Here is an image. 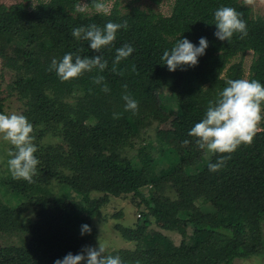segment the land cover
<instances>
[{
	"label": "trees",
	"instance_id": "trees-1",
	"mask_svg": "<svg viewBox=\"0 0 264 264\" xmlns=\"http://www.w3.org/2000/svg\"><path fill=\"white\" fill-rule=\"evenodd\" d=\"M118 1L126 0H116L109 13L91 14L79 11L81 0H49L32 8L24 3L0 5L1 70L13 73L5 98L0 89V112L6 98L23 104L22 115L33 125L34 155L39 160L31 183L6 177L2 184V190L21 202L0 205V233L21 230L17 217L28 206L35 218L23 227L22 245L0 246V264H53L68 253H82L94 237L91 220L109 197L132 195L146 208L157 206L159 199L139 190L136 179L143 176L139 162L127 159L124 151L148 123L167 114H174L182 141L190 143L169 150L164 157L171 163L169 168L157 178H145L154 189L163 186L174 191L173 198L160 197L164 209L176 217L165 227L180 232L183 241L175 247L164 236L158 238L159 244L145 240L148 222L146 215L140 216L136 230L117 228L125 240L138 243L135 253L119 254L123 264H233L260 256L264 253V120L251 144L238 147L217 172H210L208 164L228 154L213 152L206 161L205 149L188 133L227 81L243 78L241 64L228 67L234 58L251 52L247 79L264 84V19L252 17L244 0H174L167 17L151 8L141 10L135 4L139 0H128L127 11L122 12ZM147 1L155 6L162 2ZM88 6L95 9L96 1L89 0ZM224 6L240 13L247 26L245 37L236 33L228 41L216 39L213 14ZM109 21L126 26L99 52L72 36L76 27L103 28ZM200 37L207 38L208 47L197 65L169 72L163 52L177 39L196 44ZM125 44L134 52L114 67L116 49ZM9 47L14 48L12 56ZM69 52L101 55L107 61L99 73L103 82H94L95 70L67 81L49 70L53 58L60 60ZM74 95H79L75 105L69 102ZM124 95L137 101L135 114L125 109ZM99 117H103L100 123ZM44 139L49 142L42 143ZM40 171L45 178L39 177ZM50 181L56 182L62 195L56 188L49 191L45 185ZM84 224L90 232L81 235Z\"/></svg>",
	"mask_w": 264,
	"mask_h": 264
},
{
	"label": "clouds",
	"instance_id": "clouds-1",
	"mask_svg": "<svg viewBox=\"0 0 264 264\" xmlns=\"http://www.w3.org/2000/svg\"><path fill=\"white\" fill-rule=\"evenodd\" d=\"M214 36L219 41H228L238 33L240 38L247 35V26L244 19L232 7H220L214 12ZM126 25L107 22L103 28L92 24L86 28L76 27L72 36L88 42V47L96 52L108 47L116 39L117 31ZM208 47L206 37H200L198 43L193 44L187 38L177 39L174 45L163 52V65L169 72L178 68L194 67L198 59L205 54ZM134 52L131 45L125 44L116 49L114 67L120 60L128 58ZM107 67V61L101 55L81 57L73 53H65L57 60L52 59L49 70H54L57 76L67 81L78 78L86 72L95 70L96 84H101L104 77L99 75ZM102 90L107 92L106 85ZM125 109L135 114L138 103L129 95H124ZM264 120V84L256 79H232L227 81V86L220 91L218 98L210 102L204 117L196 123L188 135L196 138V144L210 152L222 155L215 163H209L210 172L220 170L225 162L230 159V154L235 152L242 144H251L258 124ZM33 125L22 114H4L0 112V140L7 142L11 147L7 151L6 161L8 169L14 178L25 180L29 183L36 175L39 160L34 155L37 146L33 143ZM187 145L190 143L184 140ZM90 232L87 224L81 226L80 233ZM53 264H123L118 255H104V248H87L82 253L66 254L62 259H56Z\"/></svg>",
	"mask_w": 264,
	"mask_h": 264
},
{
	"label": "rangeland",
	"instance_id": "rangeland-1",
	"mask_svg": "<svg viewBox=\"0 0 264 264\" xmlns=\"http://www.w3.org/2000/svg\"><path fill=\"white\" fill-rule=\"evenodd\" d=\"M48 1L49 0H0V5L10 7L15 4L24 3L28 4L29 8H32L40 2ZM88 1L89 0H81L79 3V11H84L87 14L94 12L109 13L116 2V0H94L96 1V6L95 9H91L88 6ZM127 1L128 0L118 1V3L120 2V9L122 12L127 11L125 8ZM243 3L251 9L252 17H260L264 19V0H244ZM135 4L143 11L151 8L155 13H160L161 15L167 17L172 11L174 0H162V2L157 6L151 5L147 0H139ZM13 49L14 48L12 47L8 48L10 56L13 55ZM252 60L253 55L251 52H248L244 56L234 58L228 67L235 64H241L242 77L243 79H247ZM1 64L2 63L0 61V74H3V78H0V89L2 91V98H5L6 92L4 90L13 73L5 70L3 72L1 70ZM77 96L79 95L71 97L72 99L69 100L70 104L75 105L77 103ZM23 110V104L16 98H6L3 108L4 114H22ZM102 120L103 117H99L96 121L100 123ZM260 124L261 123L258 124L257 130L260 129ZM182 140V133L177 127V118L174 114L163 115L155 121L148 123L140 132L139 136L132 140L133 146L126 149L124 154L127 156V159L128 157L135 158V160L139 162V170L143 173V176L137 177V186L144 196L152 195L155 200L159 199V204L152 208H146V206L141 203L140 199L133 198L132 195L122 196L119 198L109 197L108 202L99 208L98 214L91 220L94 237L84 244L83 252L89 247H102L104 248V255L115 256L116 254L119 256L120 253H135L138 250V243L125 240L117 228L134 231L137 228L140 216L143 217V215H146V221L148 222V225L145 228V235L148 237H146L145 240L150 242V240L152 241L155 239L156 241L153 243L159 244V241H157L158 238L164 236L169 240V243L173 244V246L179 247L181 245L183 237L180 232L177 230L170 231L165 227L167 223H174L176 217L164 209L165 205L163 204L162 198H160L162 196H164V198H173V196H175L174 191L168 190L163 186L158 187V189H154L152 185L150 187V184L145 177L157 178V176H159L163 171L167 170L169 168V164L171 163L164 161V157L167 155L169 150L181 147L183 142ZM48 142V139H44L42 141V143ZM33 143H35V139ZM50 143H52L51 145H54L56 141ZM10 147L11 146L7 142L0 140V205L3 206L5 202L8 206L13 207L16 202L19 204L21 201L18 202L19 198H14L10 193V195L7 194L6 190H2L4 179L6 177L14 178L6 163L8 157L5 156ZM204 149V158L208 161L213 152L208 151L206 148ZM139 151H142L143 153L141 156L139 155ZM188 171L190 172L191 170L189 169ZM39 177L45 178L41 171L39 172ZM55 183V181H50L45 186L48 187L49 191L51 189L54 190V188L58 189V194L62 195L63 191H61ZM53 190H51V192ZM93 196L95 197L97 195ZM173 200H175V198ZM23 202L26 203L24 198ZM34 212L35 211H33L31 207H26V211L17 217L18 222L21 225V230L14 231L13 233L9 232L7 234L0 233V246L22 245L26 238L22 231L23 227L26 226L27 220L35 218ZM262 231V239L264 242V225ZM191 233V230L188 229L187 234L191 236ZM147 244L148 242L146 245ZM133 259L136 258L134 257ZM233 264H264V253L246 261H236Z\"/></svg>",
	"mask_w": 264,
	"mask_h": 264
}]
</instances>
